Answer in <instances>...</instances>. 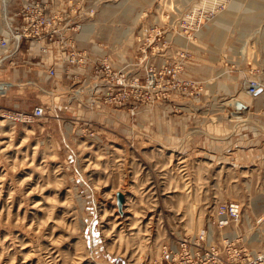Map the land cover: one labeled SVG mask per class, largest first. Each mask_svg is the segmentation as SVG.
Returning <instances> with one entry per match:
<instances>
[{"label":"rangeland","instance_id":"rangeland-1","mask_svg":"<svg viewBox=\"0 0 264 264\" xmlns=\"http://www.w3.org/2000/svg\"><path fill=\"white\" fill-rule=\"evenodd\" d=\"M90 1L116 11L115 76L0 97V264H156L202 229L264 249V0ZM226 201L242 217L219 226Z\"/></svg>","mask_w":264,"mask_h":264},{"label":"built area","instance_id":"built-area-1","mask_svg":"<svg viewBox=\"0 0 264 264\" xmlns=\"http://www.w3.org/2000/svg\"><path fill=\"white\" fill-rule=\"evenodd\" d=\"M94 13L90 0H0V97L14 86L53 96L58 91L57 77L88 76L91 70L115 76L117 72H112L98 43L96 48L85 45L89 30L84 33V29ZM110 84L106 90L118 103V77ZM259 88L251 81L246 92L253 95ZM45 105L40 102L30 109L13 108L5 113L13 121L29 122L45 115ZM236 107L244 108V104L238 102ZM215 216L219 226L237 223L241 207L236 201L219 203ZM211 235L202 229L197 235L178 239L176 245H163L154 263L264 264V249H248V241L235 246L236 233L222 234L217 241Z\"/></svg>","mask_w":264,"mask_h":264},{"label":"crops","instance_id":"crops-1","mask_svg":"<svg viewBox=\"0 0 264 264\" xmlns=\"http://www.w3.org/2000/svg\"><path fill=\"white\" fill-rule=\"evenodd\" d=\"M106 11L107 9L105 8L98 9V6L95 7L94 15L96 16L93 15L88 21V26H90V29L89 34L86 36L88 40L86 41L85 45L90 46V48H96L95 43L97 42L95 40H97V37L102 34V37L98 39V49L107 57V60L118 61V25L115 23L117 22L115 21V17H113V15L116 14V11H110V9L108 11V13H112L110 18L112 22L109 21L108 23H101L103 20L102 15H105ZM103 30L106 33L103 34ZM225 143L228 144V140H226ZM254 219V222L259 220L258 217H255Z\"/></svg>","mask_w":264,"mask_h":264},{"label":"water","instance_id":"water-1","mask_svg":"<svg viewBox=\"0 0 264 264\" xmlns=\"http://www.w3.org/2000/svg\"><path fill=\"white\" fill-rule=\"evenodd\" d=\"M261 91V89L259 88V89H257L256 91H255V94L256 93H259ZM115 196H116V205H117V209H118V211H119V213H122V211H123V204H124V193L123 192H121V191H117L116 192V194H115Z\"/></svg>","mask_w":264,"mask_h":264},{"label":"bare ground","instance_id":"bare-ground-1","mask_svg":"<svg viewBox=\"0 0 264 264\" xmlns=\"http://www.w3.org/2000/svg\"><path fill=\"white\" fill-rule=\"evenodd\" d=\"M244 107H246L245 105H244ZM118 210V209H117ZM154 210V209H153ZM120 226V225H119Z\"/></svg>","mask_w":264,"mask_h":264}]
</instances>
